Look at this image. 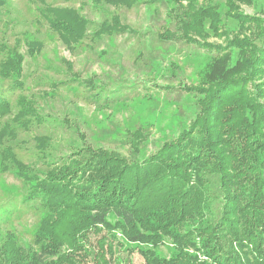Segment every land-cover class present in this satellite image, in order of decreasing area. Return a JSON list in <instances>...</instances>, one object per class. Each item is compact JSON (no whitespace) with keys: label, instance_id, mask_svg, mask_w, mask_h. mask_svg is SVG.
Masks as SVG:
<instances>
[{"label":"trees","instance_id":"1","mask_svg":"<svg viewBox=\"0 0 264 264\" xmlns=\"http://www.w3.org/2000/svg\"><path fill=\"white\" fill-rule=\"evenodd\" d=\"M89 1L95 7L130 8L141 0ZM165 1L182 39L218 52L200 83L185 88L197 99L196 116L140 162L82 146L36 172L4 148L2 170L12 169L23 181L26 201L38 203L42 216L33 247H22L12 233L1 238L0 264H110L117 233L122 242L147 246L141 251L146 264H264V0H227L222 10L206 0ZM7 3L0 0V7ZM243 4L260 10L245 15ZM44 16L69 49L86 37L89 21L78 9L46 5ZM225 18L234 20L237 30L226 28ZM128 30L114 17L95 35ZM213 36L223 38L222 44H209ZM26 46L30 55L43 49L32 36ZM2 48L0 77L22 88L24 56L17 48ZM18 106L12 121L24 130L43 123L31 100L21 96ZM0 114H12L1 95ZM9 129L1 131V142L3 134L15 135ZM136 137L137 150L145 137L139 132ZM49 144L48 138H37L43 154ZM215 199L221 209L216 219ZM104 231L91 250V237ZM166 241L173 248L170 256L159 253Z\"/></svg>","mask_w":264,"mask_h":264},{"label":"rangeland","instance_id":"2","mask_svg":"<svg viewBox=\"0 0 264 264\" xmlns=\"http://www.w3.org/2000/svg\"><path fill=\"white\" fill-rule=\"evenodd\" d=\"M7 1L0 7V60L5 54L2 47L17 48L25 60L22 88L0 77V95L9 102L12 113L0 114V133L7 125L16 132L14 136L3 134L0 158L4 148H10L21 162L44 172L47 163L87 146L140 162L176 138L199 111L197 99L185 88L200 83L204 68L218 52L182 39L165 0L153 4L141 0L130 8L95 7L89 0ZM210 1L222 10L227 0L205 3ZM46 5L78 9L89 21L84 40L70 49L64 45L44 16ZM259 10L257 6L241 7L245 15ZM114 17L128 27L127 33L97 37L101 25L111 23ZM224 23L229 30H237L234 20L225 18ZM28 36L43 44L35 55L28 53ZM207 42L222 44L223 38L213 36ZM21 96L36 105L43 119L30 130L12 121ZM137 132L145 139L136 150L132 142ZM39 137L50 140L45 154L37 147ZM213 183L216 193L218 181ZM27 190L12 169L3 171L0 165V242L12 233L22 247H33V232L42 210L38 203L26 201ZM212 209L214 219L218 218L217 199ZM101 235H107L106 231L91 237V250ZM117 236L115 255H108L110 264H146L141 251L147 246L128 244L119 233ZM171 247L166 241L159 253L170 256Z\"/></svg>","mask_w":264,"mask_h":264}]
</instances>
